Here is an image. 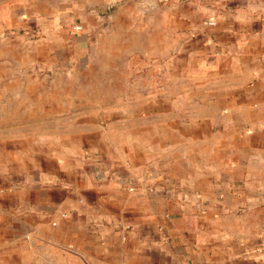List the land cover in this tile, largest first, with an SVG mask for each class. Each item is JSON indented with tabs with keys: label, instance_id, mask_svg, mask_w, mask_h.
<instances>
[{
	"label": "crops",
	"instance_id": "crops-1",
	"mask_svg": "<svg viewBox=\"0 0 264 264\" xmlns=\"http://www.w3.org/2000/svg\"><path fill=\"white\" fill-rule=\"evenodd\" d=\"M169 16L164 44L131 52L147 86L55 70L51 54L93 47L65 19L46 57L13 61L0 264H264V0H189ZM95 85L104 101L81 102Z\"/></svg>",
	"mask_w": 264,
	"mask_h": 264
},
{
	"label": "rangeland",
	"instance_id": "rangeland-1",
	"mask_svg": "<svg viewBox=\"0 0 264 264\" xmlns=\"http://www.w3.org/2000/svg\"><path fill=\"white\" fill-rule=\"evenodd\" d=\"M186 2L189 0H9V26L0 31V82L8 77L15 59L24 64L34 57H46L43 42L48 30L59 19H65L83 26L82 31L89 28L93 47L87 53L72 49L51 54L53 60L54 56L59 57L55 70L103 73L127 70L132 81L147 86L151 80L146 73L148 61L135 60L131 52L156 49L164 44L166 37L162 33L172 23L169 14L176 9L180 11ZM95 86L93 92L87 91L89 87L81 89V102L104 101L101 86ZM3 89L0 87V91ZM9 113V109H0V120H8Z\"/></svg>",
	"mask_w": 264,
	"mask_h": 264
},
{
	"label": "built area",
	"instance_id": "built-area-1",
	"mask_svg": "<svg viewBox=\"0 0 264 264\" xmlns=\"http://www.w3.org/2000/svg\"><path fill=\"white\" fill-rule=\"evenodd\" d=\"M71 30L73 33H79L82 30V26L79 24L73 23L71 26ZM262 244L264 245V238H263Z\"/></svg>",
	"mask_w": 264,
	"mask_h": 264
}]
</instances>
